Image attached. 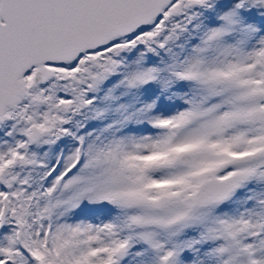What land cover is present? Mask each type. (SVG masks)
Returning a JSON list of instances; mask_svg holds the SVG:
<instances>
[{
	"label": "snow or ice",
	"instance_id": "snow-or-ice-1",
	"mask_svg": "<svg viewBox=\"0 0 264 264\" xmlns=\"http://www.w3.org/2000/svg\"><path fill=\"white\" fill-rule=\"evenodd\" d=\"M0 264H264V0H0Z\"/></svg>",
	"mask_w": 264,
	"mask_h": 264
}]
</instances>
